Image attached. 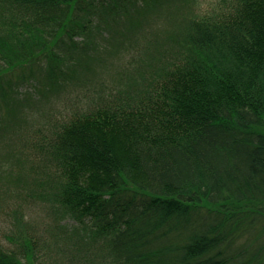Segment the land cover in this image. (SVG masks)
I'll return each instance as SVG.
<instances>
[{
	"label": "trees",
	"instance_id": "obj_1",
	"mask_svg": "<svg viewBox=\"0 0 264 264\" xmlns=\"http://www.w3.org/2000/svg\"><path fill=\"white\" fill-rule=\"evenodd\" d=\"M84 1L0 0V93L42 66L49 82L59 78L86 29L75 13ZM240 2L239 29L225 27L217 45L195 42V58L160 78L146 70L88 91L63 124L72 143L67 209L102 230L109 217L144 209L124 235L154 251L156 264L262 262L264 0ZM204 22H192L194 40ZM177 55L163 54L175 63ZM8 214L22 223L17 207ZM54 228L23 236L29 264L71 263ZM249 251L255 256L244 259ZM0 264L25 263L0 253Z\"/></svg>",
	"mask_w": 264,
	"mask_h": 264
},
{
	"label": "rangeland",
	"instance_id": "obj_2",
	"mask_svg": "<svg viewBox=\"0 0 264 264\" xmlns=\"http://www.w3.org/2000/svg\"><path fill=\"white\" fill-rule=\"evenodd\" d=\"M191 2L85 0L75 13L86 29L77 36L79 45L67 56L59 78L49 82L42 66L33 78L13 83L0 93V253L16 254L29 264L23 253V236L30 233L39 238L38 233L51 224L66 237L62 242L71 255L69 264L160 261L145 243L124 235L126 224L143 215L144 209L120 213L118 221L109 217L106 221L112 224L104 230L69 212L62 193L72 165L68 156L72 143L63 132V124L88 91L118 82L124 74L138 81L147 75L146 70L160 78L175 67L181 69L195 58V42L217 45L220 31L225 27L239 29L246 13L205 21L194 40L190 34ZM172 31L181 32L182 38L175 39ZM207 37L214 41L206 42ZM166 49H176L180 62L164 57ZM12 207H17L21 224L13 225V215L8 214ZM42 254L44 251L38 249L36 262ZM243 255L244 259L255 256L250 251ZM258 257L264 264L263 251Z\"/></svg>",
	"mask_w": 264,
	"mask_h": 264
},
{
	"label": "clouds",
	"instance_id": "obj_3",
	"mask_svg": "<svg viewBox=\"0 0 264 264\" xmlns=\"http://www.w3.org/2000/svg\"><path fill=\"white\" fill-rule=\"evenodd\" d=\"M237 7V0H192L190 19L196 23L223 19L235 14Z\"/></svg>",
	"mask_w": 264,
	"mask_h": 264
}]
</instances>
